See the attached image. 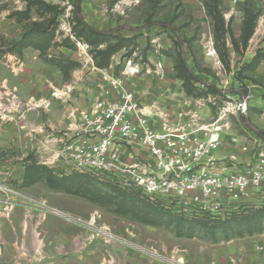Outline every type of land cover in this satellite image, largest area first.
Wrapping results in <instances>:
<instances>
[{
	"label": "rangeland",
	"instance_id": "rangeland-1",
	"mask_svg": "<svg viewBox=\"0 0 264 264\" xmlns=\"http://www.w3.org/2000/svg\"><path fill=\"white\" fill-rule=\"evenodd\" d=\"M38 1L54 9L42 11ZM246 1L260 15L246 48L238 42L239 50H234L226 36V66L215 48L205 0H0V187L12 192L1 193L32 204L19 194L30 188L20 187L25 167L37 161L56 171L68 170L57 153L77 137L78 116L96 101H117L124 92L135 95L156 127L163 120L173 128L181 122L191 124L194 116L201 125L211 124L217 111H225L221 120L225 127L211 153L216 167L224 168L233 159L237 167L247 166L264 154V141L244 125L248 118L264 130V59L259 57L264 51V0H221L219 9L239 41ZM77 15L94 29L134 41L124 43L107 68L98 69L97 51L116 41L90 45L91 39L76 23ZM51 18L56 25L41 35ZM177 39L198 79L220 93L205 94L196 83L197 93L203 94L194 98L185 94L175 77ZM20 41L27 47L14 45ZM256 57L258 61L249 65ZM245 89L247 110L240 113L236 107ZM36 185L37 190L44 187ZM65 199L84 220L59 215L86 231L91 250L87 264H264V249L258 250L264 233L227 241L218 234L216 242L201 233L187 238L177 236L172 227L146 226L113 214L112 208L74 196ZM244 204H264V188L253 191ZM90 222L92 227L86 225ZM95 229L115 239L107 241Z\"/></svg>",
	"mask_w": 264,
	"mask_h": 264
},
{
	"label": "built area",
	"instance_id": "built-area-1",
	"mask_svg": "<svg viewBox=\"0 0 264 264\" xmlns=\"http://www.w3.org/2000/svg\"><path fill=\"white\" fill-rule=\"evenodd\" d=\"M248 98L249 92L246 96L241 93L236 107L240 113L247 110ZM223 114L225 111H217L216 120L206 125L194 116L191 124L181 122L173 128L163 120L156 127L135 95L124 92L117 101L98 100L81 113L74 125L77 137L57 153V158L69 168L62 170L66 174L106 175L150 202L163 200L182 209L223 213L264 188L262 153L247 166L237 167L233 159L221 170L212 169L215 161L211 153L225 127ZM0 191L12 193L3 187ZM49 212L63 215L52 209ZM86 225L92 227L93 223ZM94 231L107 241L115 239L108 232ZM263 249L264 245L258 246V250Z\"/></svg>",
	"mask_w": 264,
	"mask_h": 264
},
{
	"label": "trees",
	"instance_id": "trees-1",
	"mask_svg": "<svg viewBox=\"0 0 264 264\" xmlns=\"http://www.w3.org/2000/svg\"><path fill=\"white\" fill-rule=\"evenodd\" d=\"M221 0H205L204 7L206 14L212 22L214 31L215 48L221 61L227 66V48L225 38L228 35L234 50L238 51V42L243 48L247 47L248 41L253 36L260 11L249 2H245L242 20V29L239 41L235 39L230 27L226 24L220 7ZM38 9L50 12L54 9L53 5L44 2H36ZM30 9V6L27 10ZM76 23L81 32L85 31L91 39L90 45H99L104 42H110L113 38L116 43L107 45L104 50L97 51L94 56V65L98 69H105L109 66V60L124 43L133 42V38L116 39L114 32H104L94 29L84 23L79 16H76ZM51 25H56L55 18H51L45 28L40 31L41 35H47V30ZM116 32V31H115ZM118 32V31H117ZM179 50L175 63V77L182 82V88L188 97L200 96L201 91L197 93L196 83H200L205 88V94H218L220 91L212 84L201 82L191 68L187 65L180 49L182 43L177 39L173 41ZM24 49L27 44L20 41L17 44ZM39 49V46H37ZM259 57L264 59L263 53ZM258 61V57L252 60L249 65ZM73 66V65H71ZM246 96L247 90L241 91ZM264 141V130L257 134ZM21 188H29L36 184H43L48 190L55 193H62L69 196L81 198L97 206L112 208V213L131 218L134 221L150 227H172L177 236L191 238L196 234L209 235L214 242L217 240H231L242 238L244 236H253L264 233V204L250 205L239 204L225 208L223 213H209L193 210L192 213H186L176 203H167L163 200L150 202L139 192L122 188L115 180L106 175L95 176L90 173L56 171L37 161L30 162L25 167L24 174L21 177ZM218 234L220 238L218 237Z\"/></svg>",
	"mask_w": 264,
	"mask_h": 264
},
{
	"label": "crops",
	"instance_id": "crops-1",
	"mask_svg": "<svg viewBox=\"0 0 264 264\" xmlns=\"http://www.w3.org/2000/svg\"><path fill=\"white\" fill-rule=\"evenodd\" d=\"M212 169L221 170L215 164ZM36 186L19 193L32 204L15 202L11 194L0 191V264H87L91 250L86 231L49 212L76 216L82 222L65 201L69 195L45 186L39 193Z\"/></svg>",
	"mask_w": 264,
	"mask_h": 264
},
{
	"label": "water",
	"instance_id": "water-1",
	"mask_svg": "<svg viewBox=\"0 0 264 264\" xmlns=\"http://www.w3.org/2000/svg\"><path fill=\"white\" fill-rule=\"evenodd\" d=\"M244 125L248 128V129H250L253 133H255L256 135L259 133V131L260 130H258L254 125H252L250 122H249V120H248V118H245V120H244Z\"/></svg>",
	"mask_w": 264,
	"mask_h": 264
},
{
	"label": "bare ground",
	"instance_id": "bare-ground-1",
	"mask_svg": "<svg viewBox=\"0 0 264 264\" xmlns=\"http://www.w3.org/2000/svg\"><path fill=\"white\" fill-rule=\"evenodd\" d=\"M181 261H182V259H181Z\"/></svg>",
	"mask_w": 264,
	"mask_h": 264
}]
</instances>
